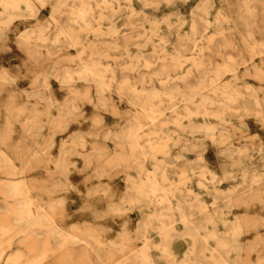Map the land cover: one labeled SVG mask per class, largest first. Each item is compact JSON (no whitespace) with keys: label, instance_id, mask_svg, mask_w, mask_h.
I'll list each match as a JSON object with an SVG mask.
<instances>
[{"label":"clouds","instance_id":"clouds-1","mask_svg":"<svg viewBox=\"0 0 264 264\" xmlns=\"http://www.w3.org/2000/svg\"><path fill=\"white\" fill-rule=\"evenodd\" d=\"M75 3L76 0H0V52H11L9 45L14 43L28 57L21 60L18 66L27 75L21 73L8 77L6 72L0 70V91L8 82L14 84L31 76L35 81L33 88L39 84L41 90L48 94L46 101L51 97L46 80L69 78L75 84L78 80L88 83L93 79H106L112 83L117 95L131 98L132 109H135V112L130 109L128 113H122L120 118L124 128L117 125L116 130L110 133L117 141L118 149L129 159L147 163L154 155L150 145L155 144L156 140L151 136H141L143 128H152L149 120L174 125L175 130L164 129L165 135L160 137L168 144L164 152L167 164L161 166V177L165 170L172 176L182 171L186 185L196 180L205 194L214 196V203L200 210L193 207L195 201L189 198L185 188L178 192L182 199L177 206L165 213L169 225L183 223L186 229H191L190 235L185 233L180 237L191 240L190 259L185 264H210L212 258L205 253L213 251L209 244L213 240L217 242V250H223L225 256H232L233 252L238 256L258 252L259 264H264V238L254 247H245L240 244V237L248 234L250 229L238 222L225 223L221 219L225 213L230 214V208L236 207L237 201L253 200L264 211V171L258 173L254 163L258 160L264 166V141H260L258 136H249L246 123L248 119H255L264 130V71H261L264 69V0H197L191 8L188 6L192 0H89L88 4L80 0L88 10V21L98 23L92 15V4L100 9L102 20L112 17L109 21L110 31L95 33L98 42L103 43L106 49L103 55L99 51L86 49L83 43L77 45L71 42L81 37L87 41V36L93 34L85 26V15L75 9ZM134 3L140 5V11L136 10ZM217 3L220 4L219 8ZM44 7H51L53 15L50 23L41 26L37 20L38 9ZM161 7L169 10L163 17L157 19L148 14L147 10L156 13ZM182 9H187V12ZM10 16L20 21L12 32L14 39L9 35L10 25L5 23ZM117 16L125 19L124 27L129 29L128 32L114 27L113 21ZM66 17L68 19L62 25L61 21ZM33 20L36 24L29 27L28 22ZM21 26L24 27L23 32L20 31ZM173 37L177 40L176 44H172ZM122 40L124 43H121ZM153 40L159 41L156 45L158 50L144 53L147 44ZM169 46L173 49L171 53L167 51ZM72 47L78 48L79 55L76 60L68 62L62 53ZM131 47L139 49L141 54L132 56L129 51ZM108 52L120 55L113 57ZM205 53L211 55L205 56ZM145 55L148 59H145ZM213 57H218L222 63L214 64ZM257 57L261 59L259 67L254 64ZM114 59L116 63L109 67L101 63ZM128 60L132 64H128ZM121 61L125 63L121 64ZM189 64L191 67L186 68ZM82 68L88 70L87 79ZM242 68L243 73L240 72ZM116 71L122 73L120 80L115 79ZM226 75L232 78L224 82ZM249 77L258 79L260 87L248 85L246 80ZM15 97L22 99L20 93H16ZM80 103L79 97L74 94L73 107L64 119L78 122L71 118L73 113L78 112L76 105ZM54 106L45 102L31 108L25 105L23 110L0 108V116L5 118L6 127L15 124L21 127L20 140L11 143L9 133L7 140L0 141V149H7L17 156L21 163L19 171L40 168L48 174L44 181L45 190L37 194V199L43 195L49 200L56 197L63 204H75L76 201L69 198L71 193H75L81 203L72 215L87 216L94 222L105 220L107 216L101 215L99 208L113 199L115 194L107 185L93 182L105 177L110 181L114 179V174H118L121 168V161L108 152L97 153L94 148L93 154H88V162L83 170L77 169L75 164L70 165L71 169L86 174L82 182L83 192L78 186H73L62 164L63 157L58 159L51 156V149L55 146L54 135L66 131V128L61 126L52 132L51 122H37V109L43 108L39 113L42 117L50 113ZM82 118L80 115L79 119ZM45 127L50 129V136L43 143H37ZM156 127L159 128V125ZM129 128L135 129L134 138L125 136ZM103 131L99 129L91 133L93 141L107 139L102 136ZM141 139L145 140L143 147L139 143ZM209 144L219 149L217 160L223 158L219 164V176L209 170V163L204 159ZM84 147L83 141L74 143L72 148L65 144V154L70 151L71 155H78L75 149ZM129 147L133 149L131 152L127 151ZM173 151L175 155H172ZM188 154H193L195 159L187 160ZM49 165L56 166L54 172L50 171ZM258 174L261 178L259 187L253 180ZM14 175L18 176L19 172ZM225 182H234V187L227 192L221 191L220 185ZM154 183V178L145 181L148 187ZM160 184L167 186L163 178ZM4 190L5 203L21 194L20 187L12 183L5 185ZM159 190L162 192L163 188ZM257 192L260 193L259 198ZM158 205L159 197L150 190L146 195L122 201L121 206L128 211L147 210L154 213L150 217L152 220L160 221ZM207 207H211L212 211L208 212ZM219 223H225V233L217 231ZM38 226L39 218L31 213L14 221V229L24 232ZM256 227L264 228V218ZM170 235L175 239L179 234L171 228ZM221 240L225 243L221 244ZM217 264H224V257H220ZM235 264H241V261L237 259Z\"/></svg>","mask_w":264,"mask_h":264},{"label":"bare ground","instance_id":"bare-ground-1","mask_svg":"<svg viewBox=\"0 0 264 264\" xmlns=\"http://www.w3.org/2000/svg\"><path fill=\"white\" fill-rule=\"evenodd\" d=\"M88 3L89 0H83V4ZM134 7L137 11L141 10L138 3H134ZM219 7L220 4L217 3V8ZM46 8L38 9L37 20L40 21L41 26L50 23L52 19L53 9L48 7V12L46 13ZM75 9L85 15V26L93 34L87 36V41L81 37L71 42L77 45L83 43L86 49L99 51L103 55L106 49L103 43L98 42L95 33L102 34L105 30L110 31L109 21L112 20V17L109 16L108 19L102 20L100 9L96 8L95 4H92V15L98 21V23H92L87 20L88 10L83 7L80 0H76ZM147 11L149 15H154L159 19L155 13ZM104 15L108 16L107 13H104ZM67 19L66 17L62 20L61 24H65ZM5 23L10 25L9 35L11 39H14L12 32L20 25V21L13 20L10 16ZM43 23L45 24L43 25ZM125 23V19H122L120 16H117L113 21L116 29L128 32L129 29L124 27ZM35 24V20L28 22L29 27ZM40 30L43 31V27ZM20 31H24L23 26L20 27ZM143 42L141 41V43ZM65 43L67 44L68 41ZM121 43H124V41L122 40ZM176 43L177 40L173 37L172 44ZM158 44V40L148 43L144 49V53H152L158 50L156 47ZM9 46L12 48L11 52H0V70L6 72L8 77H16L21 73L27 75L18 66L21 60H27L28 57L21 53L16 44L12 43ZM129 51L134 57L141 54L140 50L135 47H131ZM167 51L171 53L173 51L172 47L169 46ZM62 55L66 61H74L79 55V50L77 47H72L67 52L62 53ZM108 55L116 57L120 53L108 52ZM204 55L209 56L211 54L205 53ZM145 59H148L147 55H145ZM101 63L105 67H109L115 64L116 61L114 59L101 61ZM120 63L123 64L125 62L121 61ZM127 63L132 64V61L128 60ZM213 63L220 64L222 61L213 59ZM254 64L259 67L261 59L257 57ZM187 67H191V65H186ZM81 71L85 73V78L87 79L88 70L82 68ZM261 71H264V69H261ZM240 72L243 73L244 69L242 68ZM121 77L122 73L116 71L115 79L120 80ZM231 78V75H226L223 80L227 82ZM34 83L33 78L28 76L27 79L17 80L14 84L11 82L4 84L2 86L3 90L0 91V97L5 100L0 106L2 108L11 107L23 110L25 105H28L30 108L37 104L43 105L45 102L49 105H55L52 107L50 113L42 117L39 113L43 111V108L37 109L36 117L37 122L41 120L51 122L52 132H55L56 128L61 126L66 128V131L58 132L54 135L53 143L55 146L51 149L52 157L58 159L63 157L62 164L66 170L65 160H68L66 155L71 154V152L69 151L65 154V144H68L69 148H72L74 143L81 141L84 142L85 147L83 149H75L79 154L71 156L88 160V154H93V149L95 148L97 153L108 152L113 157L119 158L121 168L118 169V174H114V179L111 181L107 177L104 178L106 185L115 196L99 208L100 214L107 216V219L94 222L87 216L72 215L81 203L75 193H71L69 197L71 200L76 201L75 204L68 203L60 206V204H63L60 199L53 197L49 200L47 196L43 195L40 196V199H37V194L45 190L44 181L47 180L48 174L40 168L19 171L21 163L17 156L7 149H0V264H185V261L190 259L191 240L186 238L181 239L180 237L185 236V233L190 235L191 229H186L183 223L169 225L165 213L170 212L173 207L177 206L178 201L182 199L178 195V192L183 191L185 188H187L189 198L195 201L193 207L200 210L212 205L214 203V196L208 195L209 199L206 198L204 194L205 190L198 186L196 180H192L186 185L182 171L172 176L165 170L163 177H161V166L167 164L164 152L167 150L168 144L165 140L160 139V137L165 135L164 129L172 128L175 130V126L169 125L167 122H161L160 120H149L148 124H151L152 128L149 129L145 126L140 135L151 136L156 140L155 144L150 145L154 155L147 163H143L140 160H132L127 158L118 149L117 141L110 134L116 130L113 128L117 125H120L121 129L124 128V122L120 118L122 113L126 114L130 109L135 112V109H132L130 97L125 98L117 95L113 91L112 83L106 79L99 81L93 79L88 83L85 80H78L74 84L72 79L65 78L63 80L50 79L45 81L46 86L51 92V97L45 101V97L48 94L41 90V85L39 84L33 88L32 85ZM246 83L252 87H260L258 79L249 77ZM16 93L23 94V96L21 95L22 99H18L17 101L15 97ZM74 94L79 97L81 103L76 105L78 112L73 113L71 119L78 120V122H70L64 119L65 114L73 107L72 100ZM80 115H82V119H79ZM91 123L96 124L92 125ZM246 123L249 129L248 135L251 137L258 136L260 141H264V130H261L256 120L248 119ZM5 125V118L0 116V141L7 140L9 133H11L10 142H18L21 133L20 124L8 127ZM157 125H159V128L156 127ZM99 129L104 130L102 136H106L107 139L93 141L90 134ZM34 130L35 127L32 128V131ZM135 135L136 131L133 128H129L125 132V136L130 139L134 138ZM49 136L50 129L45 127L42 138L37 140V143H43L44 139ZM139 143L143 147L145 140L141 139ZM236 147L239 148L240 145H236ZM132 150L129 147L127 151L131 152ZM218 151L219 149L209 144L208 151L204 156V159L209 163V170L215 172L217 176L221 175L219 164L223 161V158L219 161L217 160L216 153ZM175 154V151H173L172 155ZM186 158L191 161L195 159V156L188 154ZM48 167L52 172L56 169L55 165H49ZM261 167H256L258 173L264 171V166ZM130 169L134 173L128 174L124 177V181H121L123 174L130 171ZM17 172H19V175H14ZM85 178L73 179L70 183L73 186H78L83 192L84 185L82 182ZM149 178H154L155 180V183L151 187L145 185V181H148ZM161 178L164 179L167 186L160 184ZM253 180L259 187L261 184L259 174ZM9 183L19 186L21 194L15 200H7V203H5L6 192L4 186ZM233 187L234 182H225L220 185V190L227 192ZM160 188H163L162 192L159 190ZM150 190L154 191L159 197L158 207L161 220H152L150 217L154 213L147 212V210L145 212H141L139 209L131 210L130 215H134L137 221L136 237H134L132 231H126L125 229L126 220L123 218L128 210H126V207L121 206L122 201L146 195ZM256 196L259 198L260 193L257 192ZM257 204L259 203L253 200L237 201V206L230 208V214L225 213L224 217H221V219L225 220V223L238 222L250 229L248 234L240 237V244L245 247H254V244L248 242V236L251 235V232L256 233V238H259V240L264 238V230L259 231L257 235V231L255 230H257L256 224L259 221H255L253 219L254 214H250V210L252 211V208H255ZM220 207L223 208V205ZM207 211L211 212L212 208L207 207ZM27 213H31L33 217L39 218V226L27 232L14 229V221L23 219ZM256 215L262 214L256 213ZM262 217H264V212ZM180 219L185 218L180 217ZM106 222L107 224H105ZM109 223H115L116 227H120L115 233L116 238L118 237L117 242L111 240L112 236L108 234L109 229H102L111 226L108 225ZM225 223L217 224V231L219 233L227 231ZM171 228H174L176 233L179 234L175 239L170 235ZM209 231L211 232V227ZM220 243L223 244L225 241L221 240ZM209 244L213 251H209L205 255L212 258L210 264H217L220 257H224V264H235L237 259L241 261V264H248V262L250 264H259V261L255 258L258 252H252L250 256L247 253H241L238 256L236 252H233L232 256H225L223 250H217L216 241H209Z\"/></svg>","mask_w":264,"mask_h":264},{"label":"rangeland","instance_id":"rangeland-1","mask_svg":"<svg viewBox=\"0 0 264 264\" xmlns=\"http://www.w3.org/2000/svg\"><path fill=\"white\" fill-rule=\"evenodd\" d=\"M196 1L197 0H192V4H190L188 7H191V6H193V5H195V3H196ZM48 8V7H47ZM45 9V12L47 13L48 12V9ZM183 10V12H187V9H182ZM169 10L168 9H166V8H164V7H161V9H160V11L159 12H156L155 13V15L158 17V18H161V17H163L167 12H168ZM149 12L150 13H152L151 12V10H149ZM45 23H43V25H44ZM184 31L185 32H187L188 31V29L187 28H185L184 29ZM213 59H216V60H219L220 61V59L218 58V57H213ZM22 96H23V94H21ZM7 96V95H6ZM4 98H1L0 97V105H2L3 103H4ZM16 100L18 101V99L16 98ZM0 108H2L1 106H0ZM92 125H94V124H96V123H91ZM113 129H116V126L113 128ZM66 158L68 159V160H65V164H66V166H67V172H68V180H69V182H71V180H73V179H81V178H84V177H86V174L85 173H83V172H79V171H75V170H73V169H71L70 168V165L71 164H75L76 165V168L77 169H79V170H83L84 168H85V165H86V163L88 162V160L87 159H78L76 156H71V154L69 153V154H67L66 155ZM88 158V157H87ZM254 163L256 164V167H261V165L259 164V161L257 160V161H254ZM124 168V167H123ZM262 168V167H261ZM54 171H55V169H54ZM89 171H91V170H89ZM132 173H134V171L133 170H130V171H127V172H125L124 174H123V176H122V178H121V181H124V177L125 176H127L128 174H132ZM93 183H95V184H97V185H101V186H103V185H106V182H105V180L104 179H102V180H97V181H94ZM205 194V193H204ZM205 196H206V198H208L209 199V196L207 195V194H205ZM62 205H65V204H60V206H62ZM130 212L131 211H127L126 213H125V215H124V218L123 219H125L126 221H125V229H126V231L128 230V231H132L133 232V236L134 237H136L135 236V231H136V226H137V221H136V219H135V217H134V215H130ZM263 212L264 211H262L261 210V205L260 204H257V206L255 207V208H252V211L250 210V214H254L253 215V219L255 220V221H259L260 222V220H261V218L260 217H262L263 216ZM256 213H259V214H262V215H256ZM128 214V215H127ZM256 215V216H255ZM262 218H264V217H262ZM105 224H107V222L105 223ZM259 223H257L256 224V226L258 225ZM108 225H111V226H108L107 228L106 227H104V228H102V229H105V230H108V234L110 235V236H112V241H114V242H117L118 241V237L116 238V231L117 230H119L120 229V227H116L115 226V223H109ZM106 226V225H105ZM256 229L257 230H255V231H257V235H258V232L259 231H261V230H264V228H257L256 227ZM257 236H256V233H254V232H251V235H249L248 236V242L249 243H252V244H254V246L256 245V243L258 242V240H259V238H256ZM255 258L258 260V255L257 256H255Z\"/></svg>","mask_w":264,"mask_h":264}]
</instances>
